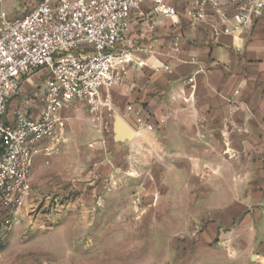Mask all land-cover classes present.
<instances>
[{
	"label": "crops",
	"instance_id": "obj_1",
	"mask_svg": "<svg viewBox=\"0 0 264 264\" xmlns=\"http://www.w3.org/2000/svg\"><path fill=\"white\" fill-rule=\"evenodd\" d=\"M6 1L2 5L14 17ZM167 3L177 11L172 19L153 14L149 2L131 16L127 36L150 50L135 56L143 67L132 63L120 86L102 90L113 109L104 146L86 104L73 101L59 113L66 121L60 148L94 140V192L112 177L132 186L140 209L169 210L174 233L186 230L187 258L193 264H209L213 249L251 259L258 247L262 250L254 257L264 258V17L240 35L214 37L213 17L191 24L185 0ZM176 35L179 52L172 49ZM155 63L172 72L154 69ZM44 79L41 72L25 79L23 94L9 103V123L20 113L38 116ZM16 104L21 107L15 113ZM129 108H141L153 130H139L126 115ZM117 118L131 129L130 139L114 141ZM56 158L34 156L31 189L66 185L64 170L40 172L42 161ZM127 175H136L137 183Z\"/></svg>",
	"mask_w": 264,
	"mask_h": 264
},
{
	"label": "built area",
	"instance_id": "obj_2",
	"mask_svg": "<svg viewBox=\"0 0 264 264\" xmlns=\"http://www.w3.org/2000/svg\"><path fill=\"white\" fill-rule=\"evenodd\" d=\"M0 0V209L22 204L31 192L28 173L35 155L48 158L65 142L66 121L61 110L71 102H83L97 126L103 146L111 133L113 109L102 90L121 85L129 67L144 62L136 55L149 54L150 47L127 36L131 16L140 14L145 2L157 16L172 19L176 9L168 0H21L30 6L27 14L10 17ZM20 1V0H19ZM185 15L191 24L215 19L211 34L240 35L264 17V0H185ZM210 12V14H209ZM174 52L180 37L172 38ZM239 51L238 48H235ZM190 63H195L191 57ZM154 69L171 73L170 66L155 63ZM45 75L38 97L36 118L16 115L7 121L12 98L23 94L22 83L37 74ZM192 82V77L187 83ZM141 108H129L139 130L152 131ZM95 143L89 144L93 148ZM107 180V185L112 181ZM110 185V184H109Z\"/></svg>",
	"mask_w": 264,
	"mask_h": 264
},
{
	"label": "rangeland",
	"instance_id": "obj_3",
	"mask_svg": "<svg viewBox=\"0 0 264 264\" xmlns=\"http://www.w3.org/2000/svg\"><path fill=\"white\" fill-rule=\"evenodd\" d=\"M4 6L14 16L30 9L21 0ZM23 88L30 95L26 84ZM16 107L15 113L21 106ZM88 141L94 143L83 138L78 146L59 148L54 162L42 161L40 172L64 170L63 188L40 186L20 206L0 209V264H193L186 230L174 233L169 210L140 209L132 186L113 180L94 192V146ZM127 177L137 183L136 175ZM209 256V264H264L260 256L236 258L230 250L213 249Z\"/></svg>",
	"mask_w": 264,
	"mask_h": 264
},
{
	"label": "water",
	"instance_id": "obj_4",
	"mask_svg": "<svg viewBox=\"0 0 264 264\" xmlns=\"http://www.w3.org/2000/svg\"><path fill=\"white\" fill-rule=\"evenodd\" d=\"M113 139L114 141H122L128 140L132 137L133 133L131 129L119 118L114 123V131H113ZM254 256L251 257V260Z\"/></svg>",
	"mask_w": 264,
	"mask_h": 264
}]
</instances>
